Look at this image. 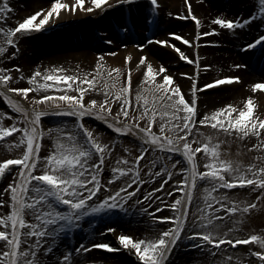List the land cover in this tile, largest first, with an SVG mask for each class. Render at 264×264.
Masks as SVG:
<instances>
[{
    "label": "snow or ice",
    "instance_id": "6c2138e0",
    "mask_svg": "<svg viewBox=\"0 0 264 264\" xmlns=\"http://www.w3.org/2000/svg\"><path fill=\"white\" fill-rule=\"evenodd\" d=\"M136 3L137 0H114V2L110 0H50V7L41 8L27 16L16 27L7 29L0 27V54L7 53L9 46L15 45L16 50L11 52V57L17 56L20 51L17 34L50 31L57 26L56 21L65 11L71 14L95 13L98 9L100 12H106L107 9L117 5ZM149 4L152 7V13L145 19L146 24L155 22L159 0H149ZM258 5L259 16L255 13L244 19L217 16L213 23L220 28L235 31L260 19L261 27H264V0H258ZM188 10H192L191 0H188ZM12 11L9 0H2L0 21L6 22L9 19L8 13ZM191 18L198 26L201 24L194 13ZM220 28H212L211 32H198L197 45L201 36L217 34ZM134 31L135 26L132 23L131 9H129L122 23L114 22L112 38H108L107 43H114L121 33L127 34ZM169 35L182 40L185 45L192 46L193 42L179 33H169ZM96 38L104 42L99 33ZM151 42L153 41H149ZM154 42L173 48L179 53L180 58L196 64L195 76L191 73H181L193 80L190 86L191 95L182 90V86L175 82L173 75L163 63H160L157 68L146 55L140 57L136 68L141 70L140 66H145L144 80L135 96V108L133 107L134 81L131 56L127 57L128 68L124 83H121L124 78L121 67L106 68L99 62L93 69L95 75L88 73L83 78L80 75L57 74L66 71L61 68H55L54 71L46 70V73H41L37 69L31 76L26 77L20 65H14L13 67L20 71L19 79H27L33 87H12L10 82L15 78L9 70L0 68V93L4 94V98L15 112L22 114L21 117H14V119L24 121L23 124L13 123L11 126H3V116H0V141L12 133H19V142L13 141V143L16 147L26 145L22 155L0 162V179L6 177V172L17 170L10 166H19V178L14 179L3 189L4 193H9L10 190V200L0 199V212H5L3 206L10 205V212L0 215V225L4 226L3 230H0V264H43L41 256L53 253L56 249V241L61 234H70L73 230L80 228V222L86 216L118 212L128 214L129 202L133 201V198H135L136 206H141L143 201L148 202L146 208L141 206L140 215L147 214L154 221H171V226L163 227L156 235L146 233L143 237L121 233L118 236L120 248L107 242H99L88 246L80 244L74 251L88 252L90 248H100L115 252L122 248L135 255L140 264H170L174 249L187 246L201 250L202 254L211 253L213 257L217 252L225 253L226 261L231 262L233 259L240 261L239 257L227 254L237 245L255 244L261 250L252 248L245 255L255 256L259 264H264V233L238 237L234 235L238 232L236 225L229 227L224 222L231 221L234 215L239 213L241 218L237 223L242 224L244 216L251 215L253 210L258 209L264 202V166L255 162L245 165L238 160L222 158L219 152V143L222 142L218 141L213 146V137L207 135L203 128L198 127V125L210 126L218 133L223 132L242 140H251L254 137L255 140L249 150L264 151V115L254 114L256 105L253 98L249 97L243 108L229 103L201 116L198 93L203 89L239 82L241 77L224 76L201 86L199 85L201 67L199 56L193 60L171 40L155 39ZM138 47L143 48L144 45L140 44ZM243 47L245 50L260 48L264 51V34ZM103 59L101 55L100 61ZM209 67L211 66H204L205 71ZM41 76L43 82L38 79ZM158 76L159 80H157ZM102 79H110L111 88L120 86L115 92H112L109 87H98ZM48 81L53 83H47ZM251 87L254 92L264 90V82L254 83ZM65 88L69 91H63ZM42 89L58 91L39 96L29 95L30 92H39ZM90 90L103 93V101L97 98L86 99V96L90 95ZM9 92L22 94L26 100L32 101L33 105L51 101L57 105L61 113L77 116L80 119L72 124V130L59 127L45 130L42 126V117L47 113L35 107L30 111L8 96ZM145 93L150 94L153 101L161 103L162 107L158 110L157 103H150ZM141 100H143L142 105ZM61 101L66 102L67 107L61 104ZM113 105H118L119 111H114ZM3 115L9 116L10 113L6 112ZM87 115L98 117L118 134L132 133L143 141L138 146L139 154L135 156V159L121 157L116 160L117 166L111 169V174L107 177L104 176L108 167L106 161L112 158L116 145L103 143L97 135H94L93 130H90L83 120V117ZM145 120L148 121L147 127L141 123ZM155 127H158V132L153 131ZM53 131L60 134L55 139V150L47 156H41V141L46 134ZM202 136L206 137L207 142L201 139ZM202 150L205 157L209 158V162L205 165L208 171L200 170L197 162V154ZM125 151L132 154V148H126ZM157 151L164 154L168 161H172L171 169L174 171L169 170L167 166L156 170L158 160L150 159L144 165L147 167L148 176L145 179L140 170L141 161ZM168 153H179L184 159H174V156H169ZM260 159V156L256 157L257 161ZM40 161H46V163L40 164ZM130 164L134 167H127ZM38 167L43 171H37ZM174 172L185 175L174 179ZM169 181L177 186H169ZM199 181H206L207 186L204 188L202 204L197 201L193 212L194 192L197 190ZM147 184H158V186L145 191L144 186ZM179 185L183 186L179 187ZM237 186L240 188L251 186V191L259 190L260 194L255 196L254 201L241 202L231 199L227 192L219 191L225 188L234 189ZM174 193H184V196H174ZM226 200L230 202L225 203ZM213 204L216 207H213ZM153 205L156 207L153 212H149L148 209L153 208ZM62 206L67 207L62 210ZM164 208L173 209V214L154 215V212L159 213ZM29 216L31 219L27 218ZM153 227H159V225L154 224ZM222 228L223 231H221ZM106 231L114 232L116 229L108 227ZM185 242H187L186 245ZM229 245L232 249L227 247ZM72 254L70 250L62 255L61 264H70ZM215 264H222V262L216 260ZM240 264H251V262L240 261Z\"/></svg>",
    "mask_w": 264,
    "mask_h": 264
},
{
    "label": "rangeland",
    "instance_id": "374dc122",
    "mask_svg": "<svg viewBox=\"0 0 264 264\" xmlns=\"http://www.w3.org/2000/svg\"><path fill=\"white\" fill-rule=\"evenodd\" d=\"M198 1L203 2V4H207L208 7L213 10V11H211V14L206 15V17H205L206 18V24L203 23L202 15L198 14L196 11H190L189 16L185 15L183 17L179 16L180 14H176V17H178V22H179L180 26H190V27L195 28L193 32H195L194 36H195L196 40H197L198 32H211L212 28H220L219 25L213 23V20L217 16H221V17L229 18V19H237V18L244 19V18L249 17L253 13H255L257 16H259L258 0H255V2H256L255 4L250 3V4H252L250 10L243 11L239 15H237L235 13L230 15L228 13V11H222L221 10L223 5H228V3H231V5H232L234 2L232 0H220V4H218V5L215 4L214 2H212L211 0H198ZM148 5H149V8H151L149 3L146 4L145 7H147ZM32 12L33 11H22L18 14L20 16H18L16 19L12 20L11 22L16 25L19 22H21L23 19L26 18L25 17L26 14H29V13L31 14ZM119 13L122 14V11H120ZM193 13L201 21V24L199 26L196 24V21H194L191 18ZM132 14H135V13L133 12ZM145 19H144V21H145ZM144 21H143L144 26L137 29L138 26L142 25L141 22H139V24L137 26L134 25L135 26L134 32H128L127 34L121 33L119 38H121V39L127 38L129 33H131V34H138L140 37H144L147 42L154 41L155 39H161L160 37H162V35H163V32L161 30L156 31L154 33V35H152V36L148 35V31H147V25L148 24H146ZM261 24H262V21L260 19L255 20V22H254L255 28H253L251 31V32L254 31L255 35L250 36V38L247 39L246 41L234 42L231 45H229L230 49L227 51L237 55L239 57V59L242 58L241 60H239V62H238L239 64L238 63L236 64V65H239V67H235V64L233 66L229 67L223 61H221L222 64L214 65L211 62V60H208L205 57V55H203L204 54L203 53L204 47L210 48V47H207V45H211V47L214 45L213 43H206V42L211 41L212 38L210 36L213 34L208 35L206 38H203L202 36L200 37L201 44H199V47L197 48V50H198L197 53L195 52L196 50L193 47V45L192 46L185 45L182 40L177 39L173 43H175L177 46H179L181 48V50H183L186 53V55L190 56L193 60H195L197 58V56H199V61H200V65H201V67L199 69L200 78H201L199 81V85H201V86L204 83L211 82L214 79L221 78L224 76H239L238 73H241V77H242V73H245L246 75L248 74V75L256 76V75H258L256 72H258L259 70H261L260 72L263 71V73H261L262 75L259 74V76H258L261 78H259V80L256 79V81L255 80L254 81H255V83L264 82V75H263L264 74V51H262L260 48H256L255 50H253V49L245 50L243 47L246 43L252 42L256 38H258L261 34H264V27H261ZM251 25L252 24H250V26ZM0 26L1 27L4 26L3 21L0 22ZM220 30H225V29L220 28ZM82 32H84L85 34L89 33L90 35L95 36V38H96L97 33H99V34L104 33V31L103 32L101 31V28L98 31V29H94V27H92L91 25H90V27L88 26V27H85V29H82L81 35H80V33H78V37L82 36ZM106 34H107V32H106ZM180 35L184 36L185 38H187L190 41H192L194 39V37L192 38L191 36L188 35V33L180 34ZM37 38H38L37 36H30V35L20 37L18 40L20 51L17 54V56H15V57H11V52L16 50L15 45L9 46V51L7 53L0 54V68L9 70L11 72V75L15 78L13 81L10 82L12 87H33V85H31L27 79H19L20 71L15 69L13 66L14 65H20L21 56H22L20 54L21 53H28L26 50L27 45H29V43L30 44H34V43L37 44V41H36ZM109 38H112V36ZM107 39L105 40L106 42H107ZM117 41H119L118 44H120V40H118V39H115V42L111 43V44L114 45ZM26 43H28V44H26ZM98 43L103 44V43H101V41H99V39H98ZM138 45L139 44L137 42L132 43V47H137ZM125 46L126 45H122L120 48L123 50V48H125ZM42 49L43 48L40 46L39 47V50H41L40 53L43 52ZM39 50L37 51V54H39L38 56H41L42 54L40 55ZM99 53L100 54H106V53H110V52H107L104 49L102 51H99ZM3 55H5L7 58L6 57L3 58ZM253 56H256V59L249 61V59L252 58ZM175 57L180 60V63L186 65L189 68V73L193 74L194 72H197V66L195 63H190L189 61L183 60L182 58H180L179 53H177V52L175 53ZM6 60H9V62H5L7 64L5 66L4 61H6ZM206 65H210L211 67H209L205 71L204 66H206ZM237 69H239V70H237ZM21 70H22V68H21ZM25 71H23V73L26 77L31 76L29 73H27V70H25ZM137 75H138L137 72H135L133 81L135 79H137L136 78V77H138ZM246 75H245V77H246ZM47 83H50V82H47ZM253 84L254 83H252V85ZM230 85L226 84L225 86H223V87L221 86V87L225 88V89L232 88L231 90H233V91L241 90L244 88L243 84L238 85L236 83L234 85H232V84H230ZM109 88H111V86H109ZM251 90H252V87H251ZM56 91H58V90L57 89H48V90L42 89L39 92H36V91L30 92L29 95L30 96H39V95L49 94L51 92H56ZM63 91H69V90L63 89ZM111 91L115 92L116 90L111 88ZM202 91H204V90H202ZM217 93H219V92H216L214 95H216ZM261 93H263V94H259V95L256 94V95L251 96L254 100V104L256 105V107L254 108V114H258V115H264V90H261ZM73 94H78V93H73ZM20 95L23 96L22 94H20ZM145 95L148 97L150 103L155 102L152 100L151 95H148V93L147 94L145 93ZM91 98H97L102 102L104 96H103V93H92V94L90 93V95L86 96V99H91ZM248 98H249L248 96L240 98L234 106H237L239 108H243L245 106ZM27 102L31 108L35 107L36 109L45 111L47 113L45 116L42 117V126L45 130H47L48 128L56 129L57 127L62 128L64 130H72V128H71L72 124L80 119L77 116H72V115L61 113L60 110L58 109L57 105L52 103L51 101L36 104V105H33L32 101H30V100H27ZM19 103L21 104V102H19ZM60 103L63 104L65 107H67L66 102L61 101ZM155 103H157V108L159 110L162 107V104L159 102H155ZM135 104H136V99H135V96H133V107L134 108H135ZM140 104L141 105L143 104V100L140 101ZM198 106H199V111L201 113V116L206 112H211V111L216 110V109H206V107L203 104V101L201 99L198 101ZM113 110L119 111L118 105H113ZM6 112L10 113V115L4 116L3 114ZM0 116H3V126H11L13 123H21V124L24 123L23 120L18 121V120L14 119V117H21L22 114L14 111L13 107L4 98L3 93H0ZM83 120H84L86 126H88L90 130H93L94 135H97L98 139H100L103 143H112V144L116 145V147L113 151V154H112V158H110L106 161L108 167L104 173L105 177L109 176L111 174V169L113 167L117 166L116 160L120 159L121 157H127L129 160H134L135 156L139 154V147L138 146L143 143V141H141L139 137L135 136L132 133L118 134L115 132V130L112 127H110L108 124H106L104 121L100 120L98 117H96L94 115L84 116ZM93 121H95V123H92ZM141 123L145 127L148 126L147 120L141 121ZM65 125H67V128H65ZM198 127L203 128L207 135H210L213 137V140H212L213 146H215L218 141L222 142V143H219V152H220V155L222 158L228 159V160H238L245 165L248 163L255 162L261 166H264V151H258V150H251L250 151L249 150L251 148V144L255 140L254 137L251 140L250 139H243L242 140L239 137L226 135L223 132L218 133L217 130L212 129L210 126L198 125ZM153 131L158 132L159 131L158 127L153 128ZM194 132H195V130H194ZM19 135H20L19 133H12L9 137H5L3 139V141H0V162H2L4 159L16 158V157L22 155L23 151L26 150V145H21L20 147H16V144L13 143V141H16L17 143L19 142ZM59 135L60 134L58 132L53 131L52 133L46 134L43 137V139L41 141V149H40V155L41 156H47V155L51 154L52 151L55 150V139ZM61 139H63V137H61ZM201 139L203 141L207 142L205 136H202ZM126 148H132V154H129L128 152H126L125 151ZM167 155L174 156V159H182V158H180L177 155L172 154V153H168ZM257 156L261 157V159L258 161L256 160ZM150 159L158 160L156 170H159V168L162 166H167L169 170L174 171L173 169H171L172 161H168L167 157L164 154L157 151V153H155L154 155H149L147 157V159L141 161V169L140 170H141V174L144 176L145 179H147L148 176H147V167H144V165L147 164V161ZM197 162L199 164L200 170L208 171V169L205 168V165L209 162V158L205 157V155L203 154V150L201 153L197 154ZM39 163L43 164V163H46V161H40ZM185 164H186V161H185ZM18 167L19 166H10V168H14L17 170H14L11 172H6V177L3 179H0V199L4 195L5 196L4 199L10 200V190H9V193H4L3 189L6 188L7 185L9 183H11L14 179L19 178L18 177ZM127 167H134V165L130 164V165H127ZM37 171H43V169L38 167ZM183 175H185V174H183V173L175 174V172H174L173 178L174 179L182 178ZM153 186H158V184H156V185L147 184L144 186V190L147 191ZM169 186H177V185H173L172 181H169ZM182 186L183 185H179V187H182ZM206 186H207L206 181H199L198 182L197 190L194 192V202H193V209H192L193 212L195 211V205H196L197 201H200L202 204V201L204 199V188ZM134 187H135V185H134ZM219 191L227 192L231 199H235V200L241 201V202L254 201L255 196L260 194L259 190L255 191V192L251 191V186H245L244 188H240L239 186H237L234 189H226L225 188V189H221ZM137 195H139V194H137ZM173 195L174 196H183L184 193H174ZM134 200H135V198H133V201L129 202L130 207L128 210V214H125L123 212H118L117 214L109 213V215L113 217V219L111 221H107L106 219H104L102 217L97 218L99 214L86 216L82 220V222H84L83 227H80L78 229L73 230L70 234L69 233L61 234V236L56 241V247L62 248V254L60 255V257L62 255L67 254V252L71 250L73 253L72 258H71V262L75 261L76 263H74V264H85V258L88 256V254L92 250H95V248H90L88 252L81 251L79 253H76L74 251V249L79 247L80 244H84L85 246H88L91 243H99L100 241H98L97 239H100L102 237L107 238L108 236L115 238L116 242L119 243V241H118L119 234H121V233L130 234L129 230H127V229L130 228L135 223H138V221H137L138 219H142L145 216L152 219V217L148 216L147 214L140 215L141 206L146 208L148 202L143 201L141 206H136V205H134ZM224 202L229 203L230 201L226 200ZM238 206H242V205L238 204ZM66 207L67 206H62V210H63V208H66ZM155 207H156V205H153V208L148 209V211L153 212V209ZM213 207H216V205L213 204ZM4 209H5V212H10V205L4 206ZM164 209H166L169 212V214L167 216L172 215L174 212V210L171 208H164ZM5 212H1L0 215L5 214ZM205 212H207V209H205ZM154 215L160 216V212L159 213L154 212ZM27 218L31 219V216H29ZM240 218H241L240 214L237 213L234 215V217L232 218L231 221H228V220L224 221L226 224H228L229 227L236 225V227L238 228V232L234 233V235H236L238 237H243V236H247V235L252 234V233H257V234L264 233V202H262L260 204V207L258 209L253 210V213L251 215L244 216L242 224L237 223V221H239ZM156 222L157 221H154V224H156ZM160 224L163 225V227H166V226H171L172 222L171 221H164V222H160ZM108 227L115 228L116 231L108 232V231H106V229ZM121 227H125L126 230H121L120 229ZM3 228H4V226L0 225V230H3ZM223 230L224 229L222 228L221 231H223ZM95 239H96V241H95ZM68 244L72 245V246H69ZM118 247H120L119 244H118ZM221 247L223 248L224 246H221ZM227 247L229 249H232L231 245H229ZM252 248H254L256 250H261L259 248V246L255 245V244L237 245L234 250L228 252L227 254L232 255L233 257H239L240 261H250L251 264H259L258 258H256L255 256L245 255V253L249 249H252ZM121 250H124V249L121 248ZM180 251H182V258L179 259L178 264H215L216 260H220L222 262V264H240V261H238L236 259H233L231 262H227L225 259L226 254L221 253V252H217L216 256L213 257L211 253H203L202 254L201 250H199L197 248L187 247V246H181ZM104 252H107V254H109V255H113V253H110L108 251H104ZM126 252H127V250H126ZM60 257H58V261L60 260ZM121 259L126 264H140V261L138 260V258L133 254L131 256L128 253L126 258H124L122 256ZM176 263H177V261H176Z\"/></svg>",
    "mask_w": 264,
    "mask_h": 264
},
{
    "label": "bare ground",
    "instance_id": "6f19581e",
    "mask_svg": "<svg viewBox=\"0 0 264 264\" xmlns=\"http://www.w3.org/2000/svg\"><path fill=\"white\" fill-rule=\"evenodd\" d=\"M211 1L217 5L220 4V0ZM232 1H234L232 5L231 3H228V5H223L221 10L228 11L230 15L234 13L239 15L243 11L250 10L252 6V4L250 3H256L255 0ZM110 2H114V0H110ZM9 3L13 11L8 13L9 19H7L6 22L3 21V27H5L6 29L9 27L14 28L17 26V24L15 25L11 21L20 16L18 15L20 12L33 11L31 13L33 14L36 11H39L41 8L46 9L50 7V0H9ZM148 3L149 0H137V3L133 5L122 4L117 5L113 8H109L106 12H100V10L98 9L97 12L88 14H85L83 12H79L78 14H71L65 11L62 13L61 18L56 21L57 26L53 27V29L50 31L40 33H25L23 35L17 34L19 38L28 35L38 37L36 40L37 44L29 43V45H27L26 50L28 53L20 54L22 55L20 68H22L23 71L27 70V73H29L30 75H32L37 69H39L41 73H46V70L54 71L55 68H61L66 71L57 74L80 75L83 78L88 73H92V75H95L93 69L96 68L97 63L99 62L101 64H104L106 68L116 66L121 67L122 71L124 72V78L122 79L121 83H124L126 81L128 68L127 57L131 56L133 78L135 72H137L138 74V77H136L137 79L134 80L133 90V96H136V92L141 89V82L144 80L143 69L145 66L141 65V70H136V68L139 63L140 57L146 55L157 68L159 67L160 63H163L167 67L169 73L173 75L175 82L179 83L182 86V90L185 93L191 95L190 86L193 83V80L189 76L181 75V73H189V68L186 65L180 63V60L175 57L176 51L173 48L167 45H159L155 42L147 43L144 37L131 34H129L126 39L119 38L118 40H120V44H118L119 41H117L114 45L110 43L111 45L109 44V46L98 43V39L95 38V36L90 35L89 33L85 34L84 32H82V36L78 37V33H80L81 35L82 29H85V27L88 26L90 27L91 25L92 27H94V29H98V31L101 28V31H104V33H101L100 35L103 40H106L107 38L112 36V32L114 30V22L122 23L123 18L127 16L129 9H131L132 23H135L134 25L137 26L139 22H141L142 25L137 27V29H139L140 27L144 26V19L152 13V7L149 8V5L145 7ZM191 3V11H196L198 14H201L203 17V23L206 24L205 17L206 15L211 14V11L213 10L210 9L207 4H203V2H199L198 0H191ZM0 4H2V0H0ZM120 11H122V14L119 13ZM133 12L135 14H132ZM189 12L188 0H159V8L155 14V22L153 23L152 28L150 29V26H148L147 30L150 35L158 30H161L163 32V35L160 38L171 41H174L176 38L174 36H170L169 33H188L189 36H191L192 38L194 37V39L192 40V45L193 47H195V52L197 53V48L199 47V44H201V41L197 45V40L194 36L195 32H193L195 28L190 26H180L178 17H176V14H180L179 16L182 17L185 15L189 16ZM31 14H26L25 17ZM254 22L251 26L249 25L245 28H237L235 29V31H231L228 29L220 30L219 33L211 35V41H216L218 43H215L212 47L211 45H207V47L210 48L204 47L203 55H205L208 60H211L214 65L222 64L221 61L225 62L229 67L233 66L234 64L236 65L242 58L239 59L237 55L227 51L230 49L229 45L234 42L246 41L250 38V36L255 35L254 31L251 32L252 29L255 28ZM133 42H137L139 45L143 44L144 47H132ZM122 45H126L123 50L120 48ZM40 46L43 48L42 53H40L41 50H39ZM104 49L110 53L100 54L99 51H102ZM38 50L40 55L42 54L41 56H38ZM113 53H115V55H113ZM101 55H103L104 57L103 61H100ZM5 57L6 56L3 55V58ZM255 59L256 56H253L249 59V61ZM5 62H9V60L4 61V65L6 66L7 64ZM260 71L261 70L256 72L258 74L256 76L248 74L246 75L245 73H242L241 77V73H238L239 77H241V80L236 83L238 85L243 84L244 88L241 90L233 91L231 90L232 88L225 89L222 88L223 86L212 89H204V91L198 93L199 100L201 99L203 101L206 109H218L219 107H223L229 103L235 105L240 98H243L245 96L251 97L252 95L256 94H263L261 93V90H257L255 92L251 90L252 83H255L256 79L259 80V78H261L258 76L259 74L262 75L261 73H263V71ZM196 73L197 72H194L192 76H195ZM113 76H115L114 73ZM38 79L43 82L42 76L38 77ZM159 79L160 77L158 76L157 80ZM48 82L53 83L52 81ZM109 86H111L110 79H103L98 85V87L101 88ZM119 86L120 85H117V87L113 89L117 90ZM64 90L68 89L65 88ZM216 92L219 93L214 95ZM90 93L92 94L100 92H92L90 90ZM8 95L12 96L16 100L21 101L27 107L29 106L27 100L20 94L9 92ZM92 123H95V121H93ZM4 198L5 196L3 195L1 199ZM168 214L169 212L166 209H163L160 212V215L167 216ZM101 217L106 219L107 221H111L113 219V217L109 214L101 213L97 218ZM137 221L138 223H135L127 229L129 230L130 234H133L136 237H143L146 233L150 235H156L163 228V225L160 224V221H157L155 224L159 225V227L154 228L153 219H150L146 216L142 219H138ZM80 223L81 227H83L84 222L81 221ZM120 229L126 230L125 227H121ZM97 240L100 242H107L116 247H118L119 244L118 242H116L115 238H112L111 236H108L107 238L102 237ZM186 243L187 242H185V244ZM104 251L113 253V255H109ZM128 253L132 256V253L128 251L126 252V250L112 252L106 249L95 248V250H92L85 258V264H126L122 261L121 258L122 256L126 258ZM61 254L62 248L56 247L53 253L47 256L42 255L41 259L43 264H61V261H58V257H60ZM180 258H182V251H180L179 247L174 249L170 258V264H178ZM74 263L76 262H70V264Z\"/></svg>",
    "mask_w": 264,
    "mask_h": 264
}]
</instances>
